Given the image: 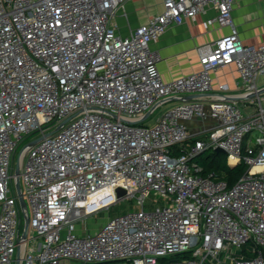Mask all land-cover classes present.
I'll list each match as a JSON object with an SVG mask.
<instances>
[{"label": "built area", "instance_id": "1", "mask_svg": "<svg viewBox=\"0 0 264 264\" xmlns=\"http://www.w3.org/2000/svg\"><path fill=\"white\" fill-rule=\"evenodd\" d=\"M127 1L0 0V264H264V44H244L238 0H164L123 34ZM210 11L231 32L198 48L199 71L165 80L153 45ZM231 64L241 100L213 92ZM217 148L247 165L232 185L197 161ZM123 200L136 209L79 232Z\"/></svg>", "mask_w": 264, "mask_h": 264}, {"label": "crops", "instance_id": "2", "mask_svg": "<svg viewBox=\"0 0 264 264\" xmlns=\"http://www.w3.org/2000/svg\"><path fill=\"white\" fill-rule=\"evenodd\" d=\"M163 9L164 0H128L117 17L121 33L128 34L141 24L147 23L152 16L161 13ZM213 16L214 12L210 11L197 16L196 20L189 19L181 25H171L153 45L162 57L159 69L165 80H173L199 71L201 66L198 48L213 43L231 32L229 27L207 25V20ZM233 18L245 45L264 44V0H238ZM221 84L229 86V91L225 93L228 98L240 99L239 73L235 65H228L215 72L214 93H220L218 87ZM259 86L264 88V83ZM176 102L173 100L171 103ZM210 121L209 125L212 124V120ZM186 124L191 131L198 130L201 125L197 120L187 121ZM108 220L107 218L106 222ZM78 230L80 233L86 232L81 226Z\"/></svg>", "mask_w": 264, "mask_h": 264}, {"label": "rangeland", "instance_id": "3", "mask_svg": "<svg viewBox=\"0 0 264 264\" xmlns=\"http://www.w3.org/2000/svg\"><path fill=\"white\" fill-rule=\"evenodd\" d=\"M264 83V73L261 74L258 78V84L263 85ZM263 97H264V93H263ZM264 101V99H263ZM172 103L169 104H165L161 107H159L158 109H156L153 113V115L145 122L148 125H153L156 120L159 118L160 115H162L163 111L167 108H169L171 106ZM264 105V102H263ZM254 110V106H248L244 109L245 113H251ZM211 123V121H210ZM23 147V145H22ZM21 147V148H22ZM21 148L19 150H21ZM21 186L24 188V186L21 184ZM163 205L164 202L162 200H160L159 202H157V205ZM135 210L136 209V204L134 203V201H128V200H123L120 201L116 204H113L112 206H110L109 209H104L101 212H99L98 214L93 215L92 217H89L87 219H85L84 221H80V226L84 229V231L86 232H93L96 229H99L108 219L115 217L117 215L120 214H125L126 212L130 211V210Z\"/></svg>", "mask_w": 264, "mask_h": 264}, {"label": "trees", "instance_id": "4", "mask_svg": "<svg viewBox=\"0 0 264 264\" xmlns=\"http://www.w3.org/2000/svg\"><path fill=\"white\" fill-rule=\"evenodd\" d=\"M197 161L204 166L203 175L213 174V178L224 179L229 185L234 184L247 170L245 162L241 161L236 165H230L227 162L226 154L211 150L202 153Z\"/></svg>", "mask_w": 264, "mask_h": 264}, {"label": "water", "instance_id": "5", "mask_svg": "<svg viewBox=\"0 0 264 264\" xmlns=\"http://www.w3.org/2000/svg\"><path fill=\"white\" fill-rule=\"evenodd\" d=\"M259 92H260V93H264V88H261V89L259 90ZM149 115H151L150 112L147 113V115H146L143 119H141L139 122L144 121ZM37 141H38V140H37ZM37 141L33 142V144L36 143ZM225 151H226V150H223L222 148H217V149H216V152H217V153H221V154H225ZM202 153H203V152H202ZM202 153H201V154H202ZM19 173H20V169H19V166L17 165V168H16V174L19 175ZM17 190H18V197H19L20 204H21L22 206H25V205H26V202H25V199H24V194H23L22 191H21V187H20L19 180H18V182H17ZM117 193H118V196H119V197H122V196L126 193V191H125L124 189L119 188V189L117 190ZM28 228H29V218L27 217V218H26V222H25L24 231H23V237H24V238L27 237ZM21 262H22V261H21V254L18 252V254H17V262H16V264H21Z\"/></svg>", "mask_w": 264, "mask_h": 264}]
</instances>
